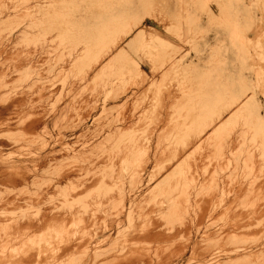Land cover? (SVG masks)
<instances>
[{"label":"bare ground","instance_id":"obj_1","mask_svg":"<svg viewBox=\"0 0 264 264\" xmlns=\"http://www.w3.org/2000/svg\"><path fill=\"white\" fill-rule=\"evenodd\" d=\"M131 7L126 0H0V264H29L33 259H37L38 264L63 261L70 251L83 245L84 235L79 236L77 232L72 246L60 245L51 237L32 247L26 245L24 239L35 228L55 231L60 222L82 218L89 209H101L104 216L111 217L110 225L105 227H109L108 236L115 242L118 227L124 224L123 220L118 222L119 217L124 215L125 221L131 220L139 205L147 207L145 213L138 214L139 218L167 213L179 203V196L173 191L189 190L191 186L201 189L206 175L218 167L225 171L220 191L227 205L262 192L264 28H258L251 19L238 29L237 48L243 52V57L234 78V91L226 99V109L220 110L216 99L211 100L209 94L203 93V100L194 102L188 114L175 110L162 113L159 122L148 124L155 133L159 130L152 156L150 144L155 134H138L133 131L134 125L111 130L112 136H118L132 129V136L109 148L100 145L90 149L96 143L95 138L84 140V134L75 129L72 130L78 133L75 142H63L66 133L59 132L55 143L45 151L53 137L45 122L42 124L35 116V100L31 96L25 98L38 89V54L42 48L51 54L60 51L52 44L62 35V29L71 25L85 29L88 39L76 55L81 59L79 62L83 61V76L71 86L81 85L92 75L105 72L116 59L125 55V48L116 50L123 43L127 42L128 48L141 38L145 43L143 31L125 42L135 29L125 27L134 17ZM155 11L144 10L148 16L156 17ZM174 12L177 17L181 16L179 20L184 17L180 6ZM89 27L95 28L90 36ZM170 32L177 40L186 39L185 25L175 26ZM91 40H96L95 53L85 63ZM152 41L149 43L155 45L156 41ZM68 65L69 62H64L61 68ZM139 68L136 62H131L133 74L140 72ZM194 80L200 85L204 81L200 76ZM97 101L102 102V99ZM108 102L109 99L100 104L104 106ZM164 120L167 123L159 125ZM135 121L140 124L142 117ZM76 143L80 146L76 147ZM150 157L153 158L151 168L146 162ZM147 177L150 181L156 179L155 184L143 191ZM95 186L99 190L93 194ZM118 200L123 202L121 209L117 206ZM259 214L258 225H261L264 210ZM206 217H200L199 232H206ZM165 230L158 218L144 226L119 232L125 234L120 237L123 243L119 248L98 251V247L88 245L87 251L88 254L94 251L97 259L112 264H142L147 258L135 249V239L142 234L165 236ZM258 244L241 247V250L235 248L227 259L257 253L264 246V243ZM194 252L200 264H223L215 260L210 251Z\"/></svg>","mask_w":264,"mask_h":264},{"label":"rangeland","instance_id":"obj_2","mask_svg":"<svg viewBox=\"0 0 264 264\" xmlns=\"http://www.w3.org/2000/svg\"><path fill=\"white\" fill-rule=\"evenodd\" d=\"M126 3L132 6L134 17L126 22L125 27L135 29L125 42L143 31L145 43H142V38L130 48L126 47L127 42L123 43L116 50L125 48V55L116 59L105 72L92 75L77 87L71 86L80 82L83 76V61L79 62L81 59L76 55L88 39L87 31L79 26L62 29V35L52 44L59 47L58 53H47L42 48L38 54V89L25 98L31 96L35 100V116L42 124L45 122L53 137L45 151L55 143L59 132L66 133L62 140L66 143L75 142L76 135L83 133L84 140L95 138L96 143L90 149L100 145L109 148L113 143L125 142L132 136V129L118 136H112L111 130L134 125L133 131L138 134H155L150 144L149 154L152 156L159 130L155 133L148 124L159 122L162 113L175 110L188 114L194 102L203 100V93L209 94L211 100L215 98L220 110L226 109V99L234 91V78L243 57V52L237 48L238 29L248 19L258 28H264V0H126ZM169 6L172 8L168 9ZM178 6L184 16L181 20V16L177 17L174 12ZM145 8L156 9V17L145 14ZM179 25H185L186 39L183 41L175 39L170 32ZM94 29L89 27V36ZM150 40H155L156 44L149 43ZM95 44L96 40H91L85 63L94 56ZM64 62L70 65L61 68ZM131 62L139 65L140 72H131ZM199 76L204 80L202 85L194 80ZM209 85L213 88L208 89ZM99 98L102 102L108 99L110 102L103 106L97 101ZM137 117H142L140 124L135 121ZM165 123L167 120L159 125ZM75 129L79 132L72 131ZM75 146H80V143ZM146 162L151 168L153 158ZM223 173L225 171L219 167L208 173L201 189L191 186L189 190L173 191L178 194L179 203L165 214L139 218V213L147 211L146 205H139L131 220L125 221L124 215L119 217L118 222L123 220L124 224L118 227L115 242L108 236L109 227H105L110 225L111 217L104 216L101 209H89L82 218L60 222L59 229L55 231L31 230L24 239L25 244L36 247L54 237L58 244L72 246L78 232L77 235L85 236L83 245L70 251L63 261L56 264H112L97 259L94 251L88 254L87 246L98 247V251L119 248L123 243L120 237L125 236L119 232L144 226L159 218L166 227L165 236L142 234L134 241L135 249L147 258L142 264H200L194 250L210 251L211 256L223 264H264V246L257 253L227 259L235 248L241 250V247L264 243V224L258 225L260 221L257 218L264 210V188L259 195L229 206L223 201V192L220 191ZM198 177L202 179L201 174ZM155 180L145 178L143 191L154 186ZM92 189L95 194L99 187ZM122 203L118 200L120 209ZM203 215L207 216L206 232H199L198 222ZM3 231L8 232L7 229ZM97 232L98 235L94 236ZM29 264H38L37 259Z\"/></svg>","mask_w":264,"mask_h":264}]
</instances>
